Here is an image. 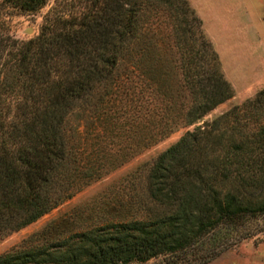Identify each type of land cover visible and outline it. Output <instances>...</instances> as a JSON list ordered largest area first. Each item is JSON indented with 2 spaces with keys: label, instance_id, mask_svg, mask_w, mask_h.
I'll list each match as a JSON object with an SVG mask.
<instances>
[{
  "label": "trees",
  "instance_id": "trees-1",
  "mask_svg": "<svg viewBox=\"0 0 264 264\" xmlns=\"http://www.w3.org/2000/svg\"><path fill=\"white\" fill-rule=\"evenodd\" d=\"M46 2L0 0V238L194 125L126 175L108 217L51 219L0 264H204L263 240L264 88L203 120L234 88L189 1L66 0L31 37L2 28L3 9Z\"/></svg>",
  "mask_w": 264,
  "mask_h": 264
},
{
  "label": "rangeland",
  "instance_id": "rangeland-1",
  "mask_svg": "<svg viewBox=\"0 0 264 264\" xmlns=\"http://www.w3.org/2000/svg\"><path fill=\"white\" fill-rule=\"evenodd\" d=\"M65 1L47 0L34 13H14L11 16L7 14V9H3L1 26L16 37H31L38 33L50 9L53 8V12L61 11ZM188 1L202 20V27L219 55L224 75L234 88L233 96L207 113L203 117L205 120L235 103L243 102L264 88V0ZM193 125L176 129L119 167L84 186L71 198L35 221L3 236L0 238V253L42 227L47 221L64 214L75 220L73 226L76 228L108 217L110 213L107 211L106 201L113 202L122 194L120 192L127 182L126 175L140 164L147 167L160 150ZM167 261V255H158L146 261H131L127 264H166ZM204 264H264V239H244Z\"/></svg>",
  "mask_w": 264,
  "mask_h": 264
}]
</instances>
